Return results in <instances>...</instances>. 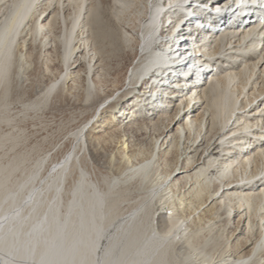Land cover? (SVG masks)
<instances>
[{"label": "bare ground", "instance_id": "1", "mask_svg": "<svg viewBox=\"0 0 264 264\" xmlns=\"http://www.w3.org/2000/svg\"><path fill=\"white\" fill-rule=\"evenodd\" d=\"M105 1L0 0V111L58 59L21 107L89 113L0 163V264H264V0Z\"/></svg>", "mask_w": 264, "mask_h": 264}, {"label": "rangeland", "instance_id": "2", "mask_svg": "<svg viewBox=\"0 0 264 264\" xmlns=\"http://www.w3.org/2000/svg\"><path fill=\"white\" fill-rule=\"evenodd\" d=\"M109 1L110 0H106L105 2H103L105 4V5L103 4L105 8H107L106 7L107 4H110ZM105 15H108V13H105ZM115 50L116 52L113 50L111 52V55H109V57L106 59V64L108 63L107 69L109 70L110 73L108 75L107 82L105 81V85L107 86L110 85V81L114 80L115 77L118 78L116 80H118L119 83L120 82L123 83L124 81L123 73H125L128 61L131 60L130 51L118 52L117 49ZM54 61H50L47 63V67L49 71L46 73H44V70L47 67L44 63H34L35 67L33 68L32 74H30V78L28 77L30 80H28L27 78L28 81L24 80L22 82L19 81L15 82V85L17 86L14 91L16 92L13 91L15 95L12 93L13 98L10 101L11 103L9 104V107H7L8 109L6 108L7 111L6 110L2 112L0 111V163L6 164L10 160H13L17 157L20 158L19 159L20 161L22 159L21 169L15 172L16 176L21 174L22 168L26 169V171L33 168L35 164L40 159H42V157H44L45 151L47 152L49 149H53L54 147H55L54 151H57L61 148H64V146L66 145H68L69 148H72L73 146L71 145L70 142H68L70 141V138H68L69 137L68 134L71 131L70 129L74 127V124L78 120H80L81 117L89 115V113H83L82 111L79 112V110L75 108H68V110L66 109L67 111H63V112L57 111L53 113V108H51L50 106H48L49 108L46 109L43 108L38 111L24 107L28 110L27 111L26 109L23 110V106L21 107V105L24 104V102H26V99L32 95L33 86L35 84L36 85L42 84L45 83L46 81L49 82L58 77L56 73L62 70L63 66L58 59ZM53 73H55L54 78H53ZM41 77H43L44 82L40 81L42 80ZM33 79H35L34 82L32 81ZM29 82H30V86L28 84ZM25 91L27 92V94ZM29 93L30 95H28ZM11 104L13 105V107ZM19 107L21 108V110ZM22 111L23 113L21 114ZM6 113L8 114V116L9 115L10 116L8 117ZM17 114H19V116ZM111 149L112 147L109 148V150ZM48 163L50 162L47 161L45 162V164ZM12 178H14V176H12ZM232 226L228 228L227 232L225 231L224 234L226 236H228L227 234L229 231H232V229H234V223ZM224 234H222V237ZM225 235L223 239L226 240ZM221 238L220 240H222ZM222 242H224V240H222Z\"/></svg>", "mask_w": 264, "mask_h": 264}]
</instances>
